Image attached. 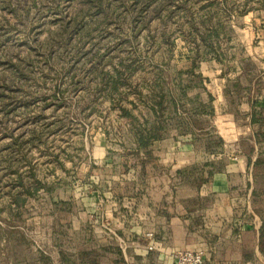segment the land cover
I'll return each mask as SVG.
<instances>
[{"label": "rangeland", "instance_id": "374dc122", "mask_svg": "<svg viewBox=\"0 0 264 264\" xmlns=\"http://www.w3.org/2000/svg\"><path fill=\"white\" fill-rule=\"evenodd\" d=\"M263 24L264 0H0V264L119 260L127 238L89 202L121 180L132 121L191 62L200 74L206 64L232 71L241 40ZM215 28L217 57L201 36ZM116 66L125 69L118 104L99 92L101 72ZM103 139L111 163L92 157ZM78 214L105 232L96 238L109 250L72 251L79 239L67 221Z\"/></svg>", "mask_w": 264, "mask_h": 264}, {"label": "crops", "instance_id": "0c3cea01", "mask_svg": "<svg viewBox=\"0 0 264 264\" xmlns=\"http://www.w3.org/2000/svg\"><path fill=\"white\" fill-rule=\"evenodd\" d=\"M261 28H249L232 71L208 64L202 71L212 95L208 133L123 143L121 180L95 188L89 203L128 246L117 249L115 262L83 264H172L170 252L179 249L202 250L206 264H264V24ZM107 148L104 139L94 145L96 162L113 161ZM67 222L69 235L79 239L72 251L109 250L107 240L98 239L105 232L86 228L85 216ZM147 232L154 239L151 251L140 239ZM81 238L92 244L81 245Z\"/></svg>", "mask_w": 264, "mask_h": 264}, {"label": "trees", "instance_id": "16d2710c", "mask_svg": "<svg viewBox=\"0 0 264 264\" xmlns=\"http://www.w3.org/2000/svg\"><path fill=\"white\" fill-rule=\"evenodd\" d=\"M211 34H201L203 43L212 46L216 43L218 32L216 28ZM215 38V42L211 40ZM214 55L223 53L221 46L218 48L211 47ZM188 57V55H187ZM121 64V63H120ZM124 66L114 67L111 71L101 72L99 76V92L111 98L115 103L122 101L120 95L121 84L124 83ZM182 71L178 72L180 74ZM176 76V75H175ZM205 77L197 71L193 70V65L183 71V77L172 79L173 84L166 90L158 88L156 97L150 103L145 101V109L147 112L141 113V120L132 121V129L136 133V141L140 144L155 140H164L169 138H177L184 135H192L197 139L202 133L209 131V117L212 113V95L204 85ZM207 80V79H206ZM137 106L135 102L130 101ZM122 114H127L128 109L120 104ZM217 142L216 139L210 140ZM25 187V191L29 193L30 189ZM38 188L34 185L33 191ZM19 204H23L24 198L18 196L16 200ZM264 238V224L260 227V240ZM43 264H53L49 258L44 255L40 256ZM65 258L59 264H65Z\"/></svg>", "mask_w": 264, "mask_h": 264}, {"label": "built area", "instance_id": "2783aa9c", "mask_svg": "<svg viewBox=\"0 0 264 264\" xmlns=\"http://www.w3.org/2000/svg\"><path fill=\"white\" fill-rule=\"evenodd\" d=\"M152 236L151 233H147ZM149 249H153L150 245ZM172 264H206L205 253L200 249H179L170 252Z\"/></svg>", "mask_w": 264, "mask_h": 264}]
</instances>
